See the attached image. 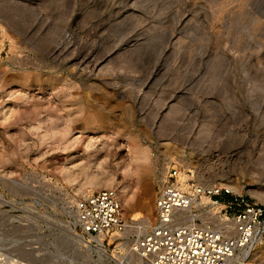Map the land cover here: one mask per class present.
<instances>
[{
	"label": "rangeland",
	"instance_id": "1",
	"mask_svg": "<svg viewBox=\"0 0 264 264\" xmlns=\"http://www.w3.org/2000/svg\"><path fill=\"white\" fill-rule=\"evenodd\" d=\"M167 166L264 211V0H0V264H146L71 206L113 188L150 220Z\"/></svg>",
	"mask_w": 264,
	"mask_h": 264
},
{
	"label": "built area",
	"instance_id": "2",
	"mask_svg": "<svg viewBox=\"0 0 264 264\" xmlns=\"http://www.w3.org/2000/svg\"><path fill=\"white\" fill-rule=\"evenodd\" d=\"M71 211L74 228L92 244L129 241L130 252L148 264H229L236 253H249L264 237L262 208L229 186L194 183L175 166L163 171L147 229H140V220H124L113 188L75 199ZM249 261L259 264L245 257Z\"/></svg>",
	"mask_w": 264,
	"mask_h": 264
},
{
	"label": "bare ground",
	"instance_id": "3",
	"mask_svg": "<svg viewBox=\"0 0 264 264\" xmlns=\"http://www.w3.org/2000/svg\"><path fill=\"white\" fill-rule=\"evenodd\" d=\"M132 152L134 153V155L136 156V157H134L135 159L134 160H143V161H145V159L147 158V154H146V152L144 151V150H141L140 148H138V146L137 147H135L133 150H132ZM91 181V180H90ZM89 181V182H90ZM87 184V183H86ZM89 184V183H88ZM82 185H84V184H82ZM81 185V186H82ZM90 185V184H89ZM88 185H86V187H87ZM89 187V186H88ZM82 188V187H81ZM80 188V189H81ZM86 189V188H85ZM132 200H133V196L130 194H126V195H124L123 196V202H125V204L126 205H130L131 203H132ZM140 202V201H139ZM137 204H139L138 202H137ZM146 205V204H145ZM144 204L143 205H141V204H139V208L141 209H144V210H146L147 209V206H145ZM130 207V206H129ZM72 215H73V212H72ZM208 217V216H207ZM209 218H211V217H209ZM138 224L140 225V229H147L148 227H149V224H150V220L148 219V218H145L144 217V219H141L139 222H138ZM144 225H146V226H144ZM75 238L77 239V241H79V242H86L87 244H86V247H88V248H94V250L96 251V253L99 255V257L100 258H104V257H106L107 256V248L105 247V244L102 242V240H99V241H94V243H95V245H92V244H90V240L89 241H86V240H84V238H83V236L82 235H76L75 234ZM236 255V254H235ZM233 256L232 257V259L230 260V262H229V264H238V260H237V257L236 256ZM3 259V258H2ZM137 259H139V260H141V261H145V260H143V259H140V258H137ZM3 262V261H2ZM147 262V261H146ZM145 262V263H146ZM146 264H148V262L146 263Z\"/></svg>",
	"mask_w": 264,
	"mask_h": 264
}]
</instances>
